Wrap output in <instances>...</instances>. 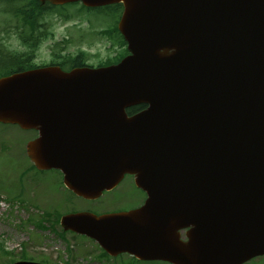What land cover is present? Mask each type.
I'll return each mask as SVG.
<instances>
[{
	"label": "water",
	"instance_id": "1",
	"mask_svg": "<svg viewBox=\"0 0 264 264\" xmlns=\"http://www.w3.org/2000/svg\"><path fill=\"white\" fill-rule=\"evenodd\" d=\"M39 1L121 3L129 54L0 78V122L36 130L28 157L77 196L96 199L125 173L147 194L130 211L64 214L63 230L172 264L264 255V0Z\"/></svg>",
	"mask_w": 264,
	"mask_h": 264
},
{
	"label": "rangeland",
	"instance_id": "2",
	"mask_svg": "<svg viewBox=\"0 0 264 264\" xmlns=\"http://www.w3.org/2000/svg\"><path fill=\"white\" fill-rule=\"evenodd\" d=\"M2 7L0 3V47L21 51L25 45L20 33L28 32V26L10 12H2ZM58 9V13L48 11L38 19L45 39L35 49L37 64L55 61L54 51L72 55L83 52L85 61L94 66L118 58L122 45L116 35L103 32L115 23L116 12L104 7L86 10L76 4ZM19 130L15 124L0 125V195L6 199L0 208V264L22 259L48 264H154L135 262L127 254L100 258L98 244L86 236L69 232L60 236L62 229L56 215L76 210H113L127 199V186L122 183L117 189L104 191L94 201L74 196L63 186L57 170L31 167L21 146L23 136L33 137V133L21 135ZM43 210L47 220L42 219ZM42 221L45 228H38L36 223ZM243 264H264V255Z\"/></svg>",
	"mask_w": 264,
	"mask_h": 264
},
{
	"label": "flooded vegetation",
	"instance_id": "3",
	"mask_svg": "<svg viewBox=\"0 0 264 264\" xmlns=\"http://www.w3.org/2000/svg\"><path fill=\"white\" fill-rule=\"evenodd\" d=\"M0 3H4L0 0ZM28 27L32 29V31L29 33V38H39L42 37L44 32H41L40 25L37 21V17L34 16L30 20V23L28 24ZM39 29V31H37ZM25 48L21 51H15L9 48H2L0 47V78L7 76L9 74H12L13 72H21L23 70H30L37 67L36 63V53H35V44L33 43L32 39H29L28 43L24 42ZM5 66H7V71L5 70ZM37 134L33 132V137H26L23 136L24 139V156L27 157L25 152V146L28 141L35 138ZM27 160L30 162V160L27 158ZM31 167H33V164L30 162ZM121 183H125L127 186V191L124 193V196L128 199H124L123 203H121L117 208L105 211V212H111V211H124V210H130L139 207L143 204L146 195L138 189L134 185V177L131 175H125L122 179ZM120 183V184H121Z\"/></svg>",
	"mask_w": 264,
	"mask_h": 264
},
{
	"label": "trees",
	"instance_id": "4",
	"mask_svg": "<svg viewBox=\"0 0 264 264\" xmlns=\"http://www.w3.org/2000/svg\"><path fill=\"white\" fill-rule=\"evenodd\" d=\"M6 1L16 2L17 0H6ZM67 5H70V4H67ZM81 7L86 9V10H89V8H86L82 5H81ZM57 8H58L57 6L50 5L49 3L42 5L37 0H27L26 3L15 8L14 14L21 16L22 18H25L27 22H30V20L32 19L33 16L39 17L43 13L48 12V11L58 13ZM104 8H109L110 10H112L114 12H118L121 10V5L116 4V5L106 6ZM106 31L109 32V30H106ZM25 41L28 42L29 40L25 39ZM120 43L122 45H124V41L122 39H120ZM125 53H127V52L125 51ZM123 54H121V56H118V58H116L114 60V62H117L122 57ZM54 55L56 56L57 59L55 61H51L50 64H57V65L61 66L63 69L71 68V67H80V66L85 65V59H84V53L83 52H79L76 55H72L69 53L68 54H62L59 51H54ZM107 63L108 62H106L104 64H107ZM6 69H7V66H5V70ZM144 107H145V105H143V104L130 107L127 109V113L128 114L136 113V112L142 110ZM56 220H58V218H56ZM36 226L40 227V228L43 227L41 222H39V223L37 222ZM59 235L61 236V234H59ZM1 247H2V245L0 244V250L3 251V249ZM5 254L9 255V252L5 253Z\"/></svg>",
	"mask_w": 264,
	"mask_h": 264
}]
</instances>
